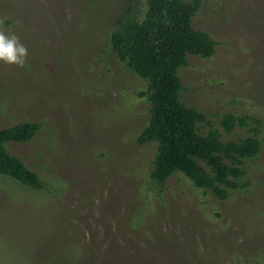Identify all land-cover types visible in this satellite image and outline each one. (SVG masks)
<instances>
[{
	"label": "rangeland",
	"instance_id": "1",
	"mask_svg": "<svg viewBox=\"0 0 264 264\" xmlns=\"http://www.w3.org/2000/svg\"><path fill=\"white\" fill-rule=\"evenodd\" d=\"M184 1L215 50L187 55L180 101L203 134L259 137L241 187L221 199L182 173L154 179L148 84L111 44L146 0H0V30L28 49L23 67L0 62V128L41 124L8 148L44 184L0 173V264H264V0ZM228 114L248 125L227 133Z\"/></svg>",
	"mask_w": 264,
	"mask_h": 264
},
{
	"label": "trees",
	"instance_id": "2",
	"mask_svg": "<svg viewBox=\"0 0 264 264\" xmlns=\"http://www.w3.org/2000/svg\"><path fill=\"white\" fill-rule=\"evenodd\" d=\"M146 2L142 20L122 17L111 36L117 58L148 84L140 96L151 105V119L138 143L158 144L153 171L157 181L182 173L197 187L224 199L229 191L241 187L247 176L246 162L259 153L261 141L256 134L235 141L225 140L218 131L200 132L206 116L180 101L183 85L179 69L186 65L187 55L211 57L215 43L206 32L193 27L197 6L184 0ZM238 125L247 126V118L228 114L222 119L227 133ZM40 129L39 122L0 128V173L35 189L44 188L43 182L8 145L27 143Z\"/></svg>",
	"mask_w": 264,
	"mask_h": 264
},
{
	"label": "clouds",
	"instance_id": "3",
	"mask_svg": "<svg viewBox=\"0 0 264 264\" xmlns=\"http://www.w3.org/2000/svg\"><path fill=\"white\" fill-rule=\"evenodd\" d=\"M28 56L27 47L15 34L0 30V62L6 65L23 67Z\"/></svg>",
	"mask_w": 264,
	"mask_h": 264
}]
</instances>
